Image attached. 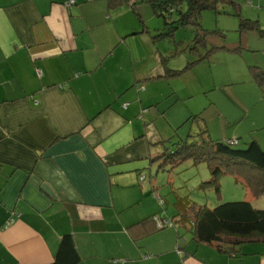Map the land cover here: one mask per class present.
<instances>
[{
	"label": "crops",
	"instance_id": "obj_1",
	"mask_svg": "<svg viewBox=\"0 0 264 264\" xmlns=\"http://www.w3.org/2000/svg\"><path fill=\"white\" fill-rule=\"evenodd\" d=\"M236 1L225 7L264 30V0ZM160 24L144 0H0V264H51L65 234L76 264H264V241L228 252L160 212L173 186L157 156L180 124L174 110L192 97L172 84L178 66L169 40L153 36ZM240 42L264 54L258 29ZM251 116L248 131L227 138L264 127ZM242 185L261 208L264 193Z\"/></svg>",
	"mask_w": 264,
	"mask_h": 264
},
{
	"label": "rangeland",
	"instance_id": "obj_2",
	"mask_svg": "<svg viewBox=\"0 0 264 264\" xmlns=\"http://www.w3.org/2000/svg\"><path fill=\"white\" fill-rule=\"evenodd\" d=\"M226 9L229 10L228 7ZM176 18L178 15L173 14L172 19ZM200 22L201 26L189 24L178 27L174 37L168 39L174 51L170 59L177 63V69L182 70L172 84L177 87L179 96L192 94L172 114L173 119L180 118L181 121L172 133L164 137V144L171 148L177 141L194 140L205 126L213 138L223 139L240 125H244L243 132L248 131L251 115L257 114L256 118L264 123V83L258 84L250 72L253 66L264 69V54L261 50L252 51L242 45L240 18L233 12L216 13L214 9L207 8L202 11ZM201 28L212 33L203 32ZM200 32L205 36L200 34L197 38ZM221 32L225 33L224 37ZM188 62L191 66L186 69ZM249 106L253 108L248 111L246 108ZM186 108L188 114L178 117L181 109ZM260 126L257 133L241 135L239 144L233 147L243 149L253 139L259 140L258 136L264 138V127ZM169 170L160 173L161 182L170 185L171 181L173 186L171 193L166 189L161 192L169 201V204L157 202L161 213H176L173 212L176 196H188L200 205L211 207L218 201L245 200L244 186L230 175L222 176L220 193L211 186L202 188L203 181L211 178L207 163L195 165L192 160H186L169 167ZM262 204L261 209H264V202Z\"/></svg>",
	"mask_w": 264,
	"mask_h": 264
},
{
	"label": "trees",
	"instance_id": "obj_3",
	"mask_svg": "<svg viewBox=\"0 0 264 264\" xmlns=\"http://www.w3.org/2000/svg\"><path fill=\"white\" fill-rule=\"evenodd\" d=\"M124 1L126 0H110V5L116 6ZM144 1L153 6L161 20V28L156 29L157 33L153 36L166 40L174 37L175 30L180 26L189 24L201 26L200 18L204 9L212 8L216 13H230V8L228 7L229 10H227L225 6L236 9L239 4L236 0ZM185 4L186 7H184ZM235 9L233 13L241 16ZM173 14L178 15V18L172 19ZM254 28L264 35V30L259 27L258 21L240 18L239 31L241 34ZM201 29L203 32L212 33L211 30ZM221 33L224 37L225 33ZM200 34L205 36V33L200 32L197 38ZM190 66L191 62H188L185 67L188 69ZM250 69L254 78L263 84L264 69L259 66H253ZM181 71L170 69L169 75L178 76ZM194 137L192 141H177L172 148L164 145L161 154L157 156L159 161L156 171L159 169L170 171L169 167L186 160H192L195 165L204 162L208 164L211 178L203 181L202 188L211 186L217 193H220L222 175L234 173L244 182L242 184L251 191L252 195L259 196L264 193V149L257 140H252L246 148H234L233 145L239 144V139H214L206 126ZM231 140H237L238 143L232 144ZM164 202L165 199L161 203ZM175 203L176 215L174 217L178 216L179 221L189 224L190 230L201 241L218 243L221 249L228 252H233L234 247L245 241H264V209L254 207L251 201H220L214 207H208L197 204L188 196H177ZM79 259L80 255L72 234H65L61 239L57 256L51 264H76Z\"/></svg>",
	"mask_w": 264,
	"mask_h": 264
},
{
	"label": "built area",
	"instance_id": "obj_4",
	"mask_svg": "<svg viewBox=\"0 0 264 264\" xmlns=\"http://www.w3.org/2000/svg\"><path fill=\"white\" fill-rule=\"evenodd\" d=\"M73 1L69 2V5L72 3ZM231 143L234 144V143H238L237 140H231ZM159 199L161 200V202L164 201V199H162L161 196H159ZM154 219L156 220L157 222V225L159 227H163V226H173L174 225V221L172 218H163V219H160L158 215H155L154 216ZM10 222H13V219L10 221ZM179 253H181V250H178Z\"/></svg>",
	"mask_w": 264,
	"mask_h": 264
}]
</instances>
